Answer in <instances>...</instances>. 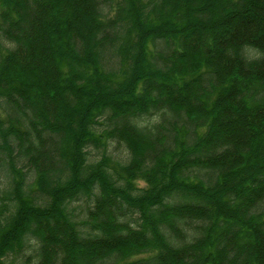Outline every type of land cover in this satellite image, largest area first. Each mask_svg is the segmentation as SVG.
<instances>
[{
	"label": "trees",
	"instance_id": "1",
	"mask_svg": "<svg viewBox=\"0 0 264 264\" xmlns=\"http://www.w3.org/2000/svg\"><path fill=\"white\" fill-rule=\"evenodd\" d=\"M0 264H264V0H0Z\"/></svg>",
	"mask_w": 264,
	"mask_h": 264
},
{
	"label": "clouds",
	"instance_id": "2",
	"mask_svg": "<svg viewBox=\"0 0 264 264\" xmlns=\"http://www.w3.org/2000/svg\"><path fill=\"white\" fill-rule=\"evenodd\" d=\"M247 47H251V46L250 45L242 46V54H241V58L244 59L246 62L250 63L253 60H259L262 58L261 56L248 57L246 55V52L244 51V49H246ZM165 116L168 117L171 116V113L167 108H161L159 110H153L149 108L146 113H142L139 116L133 117L131 123L138 130L143 131L145 129H148L149 131L155 133L156 126L163 122V118Z\"/></svg>",
	"mask_w": 264,
	"mask_h": 264
},
{
	"label": "rangeland",
	"instance_id": "3",
	"mask_svg": "<svg viewBox=\"0 0 264 264\" xmlns=\"http://www.w3.org/2000/svg\"><path fill=\"white\" fill-rule=\"evenodd\" d=\"M137 182L140 183V184H142V185H145V182L142 181V180H139V181H137Z\"/></svg>",
	"mask_w": 264,
	"mask_h": 264
}]
</instances>
